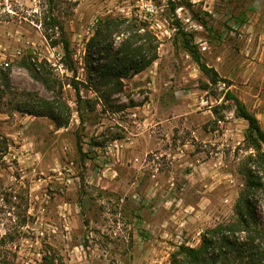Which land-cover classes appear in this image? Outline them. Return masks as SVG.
Listing matches in <instances>:
<instances>
[{
	"label": "rangeland",
	"instance_id": "obj_1",
	"mask_svg": "<svg viewBox=\"0 0 264 264\" xmlns=\"http://www.w3.org/2000/svg\"><path fill=\"white\" fill-rule=\"evenodd\" d=\"M111 20L125 21L107 42L112 52L126 26L142 27L157 60L103 105L87 45ZM59 27L70 42L66 71L61 46L47 40L60 39ZM22 59L44 69L48 88ZM0 63L10 83L8 92L0 83V264H178L180 246L197 248L204 232L236 222L247 171L264 186L231 98L264 131V0H0ZM25 94L67 107V126L18 112ZM115 141L118 153L105 155ZM97 174L109 189L103 214L84 208L65 222L62 200L91 207L101 198L86 184ZM263 193L253 198L261 229Z\"/></svg>",
	"mask_w": 264,
	"mask_h": 264
},
{
	"label": "trees",
	"instance_id": "obj_2",
	"mask_svg": "<svg viewBox=\"0 0 264 264\" xmlns=\"http://www.w3.org/2000/svg\"><path fill=\"white\" fill-rule=\"evenodd\" d=\"M125 21L120 23L112 20L107 21L105 31H98L87 45L88 56L90 58L94 56V64L97 65L95 71L98 77L94 79L96 83L93 90L103 105H108L111 96L122 91L123 79L140 74L157 60V46L153 44L150 35L142 27L132 32L131 28L126 26L125 34L127 35L119 47L112 52V42H107L115 34L114 29L124 25ZM55 24L57 23L55 22ZM58 30L59 40H51L49 37L47 40L53 47L61 46L62 58L66 61V65H63L65 68L67 65L71 68L70 42L65 37L62 28L59 27ZM140 30L143 32L140 33ZM178 31L181 35L182 48L191 56L199 71L207 77L210 84L215 85L218 81L217 73L202 62L198 50L193 45L192 37L181 31L179 26ZM26 60H21V66L27 69L33 79L48 88L50 81L44 69L36 70L31 66L29 60L27 62ZM4 65L5 63H0V83L8 92L10 89L9 68L3 71L5 70ZM71 72L74 74L72 69ZM73 89L76 91L77 103L80 104L79 90L75 83H73ZM24 96H27L26 100L16 103L18 112L34 117H46L53 121L57 128L67 126L69 115L62 119L60 117L67 111V107L63 111V107L54 101L33 98L29 94ZM228 96L230 98L229 94H227ZM231 98L235 102L237 118L247 124L244 142L255 152L254 158L250 157L248 161L259 162L264 167V153L261 151L264 146V131L255 116L235 98ZM246 174L245 189L235 208L236 222L207 230L203 233L197 248L180 246L179 251L183 255V260L178 264H264V229L257 225L253 201L255 194L264 192V186L250 171H247Z\"/></svg>",
	"mask_w": 264,
	"mask_h": 264
},
{
	"label": "crops",
	"instance_id": "obj_3",
	"mask_svg": "<svg viewBox=\"0 0 264 264\" xmlns=\"http://www.w3.org/2000/svg\"><path fill=\"white\" fill-rule=\"evenodd\" d=\"M102 179L103 178H101L100 175H98V174L94 177V179H93V177H91V175H90V177H89V175L87 177L86 184H88L89 186H91V185L93 186V187L88 188V190L89 191H94V194H96V195L100 194V197H101L100 199H96V201H93L92 204H91V207H85V206L82 207V205H80L78 203H75L72 200H71V202H67V200L66 201L62 200L59 203V206H58L59 212H60V214L63 217V219H64L65 222L66 221H70L73 213H78L80 210L84 212L86 210L84 208H91V211L94 214V213H97L98 207L100 206L99 208H101V212L99 214H103V212H102V209H103L102 205L105 204L104 197H107L108 196L109 189H108V186H104L101 183ZM66 194H68V193H66ZM71 194L72 195H77L78 193L75 192V191H72ZM123 194H125V193H123ZM97 215H98V213H97ZM101 222L103 223L104 221L101 220ZM102 223L100 224L101 227H102ZM92 224H94V223H92ZM133 225L136 226V223L133 224ZM127 237H128V235H126V236L123 235V239L127 240ZM139 238L140 237H139L137 231L136 230H133V236H132L133 241L134 242L135 241H138Z\"/></svg>",
	"mask_w": 264,
	"mask_h": 264
},
{
	"label": "built area",
	"instance_id": "obj_4",
	"mask_svg": "<svg viewBox=\"0 0 264 264\" xmlns=\"http://www.w3.org/2000/svg\"><path fill=\"white\" fill-rule=\"evenodd\" d=\"M59 67L63 70L66 71V68L64 67L63 64H60ZM105 155H109L111 154L113 151H115L116 153H118L119 151V146L117 144V142H113L111 145L105 147ZM105 166H108V163L105 164Z\"/></svg>",
	"mask_w": 264,
	"mask_h": 264
}]
</instances>
